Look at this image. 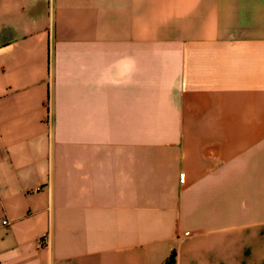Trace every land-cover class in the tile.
<instances>
[{"label": "crops", "instance_id": "crops-1", "mask_svg": "<svg viewBox=\"0 0 264 264\" xmlns=\"http://www.w3.org/2000/svg\"><path fill=\"white\" fill-rule=\"evenodd\" d=\"M172 251L264 264V0H0V264Z\"/></svg>", "mask_w": 264, "mask_h": 264}, {"label": "trees", "instance_id": "trees-1", "mask_svg": "<svg viewBox=\"0 0 264 264\" xmlns=\"http://www.w3.org/2000/svg\"><path fill=\"white\" fill-rule=\"evenodd\" d=\"M163 264H175V251H172Z\"/></svg>", "mask_w": 264, "mask_h": 264}, {"label": "built area", "instance_id": "built-area-1", "mask_svg": "<svg viewBox=\"0 0 264 264\" xmlns=\"http://www.w3.org/2000/svg\"><path fill=\"white\" fill-rule=\"evenodd\" d=\"M43 240H44V237H42L41 241L43 242Z\"/></svg>", "mask_w": 264, "mask_h": 264}]
</instances>
